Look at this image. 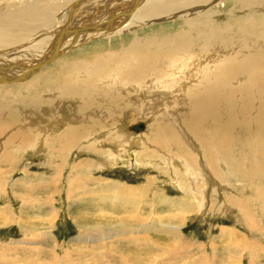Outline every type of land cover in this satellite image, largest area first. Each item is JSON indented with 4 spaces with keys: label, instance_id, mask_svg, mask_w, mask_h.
<instances>
[{
    "label": "bare ground",
    "instance_id": "obj_1",
    "mask_svg": "<svg viewBox=\"0 0 264 264\" xmlns=\"http://www.w3.org/2000/svg\"><path fill=\"white\" fill-rule=\"evenodd\" d=\"M256 144L264 147V0H0V188L46 190L51 213L39 218L48 226L32 222L43 241L63 183L66 202L98 211L78 214L77 253L106 240L115 260L149 264L166 251L151 232L184 242L182 220L211 213L218 190L244 186L234 159ZM134 150L136 166L157 165L181 196L155 190L150 172L145 184L94 175L89 154L104 159L102 171ZM32 157L49 172L27 170ZM18 168L27 176L12 181Z\"/></svg>",
    "mask_w": 264,
    "mask_h": 264
},
{
    "label": "rangeland",
    "instance_id": "obj_2",
    "mask_svg": "<svg viewBox=\"0 0 264 264\" xmlns=\"http://www.w3.org/2000/svg\"><path fill=\"white\" fill-rule=\"evenodd\" d=\"M254 147L257 149V151ZM247 148L249 149V147ZM253 148L254 150H249L248 152H238L237 150V157L235 156V163H233V166L237 169L236 171V169L233 168V171H235L233 173H238L239 175L235 178L239 180H241L239 177L244 178V186H236L233 188L230 187L232 190H230L229 188L224 190H218L219 197L215 199L210 198L211 203L209 202V207H211V205L213 204L211 207L212 211H209L211 213L207 215L203 213V215H201L199 218L192 217L191 219L188 217L190 216L189 214H185V217H188V219H184L181 222L182 224H184L182 225L184 242L178 244L177 242H175V240L172 239L170 235L161 232L159 229H156L155 231L151 232L153 239L155 241H161V249L165 247L164 250L166 251L165 254H160L158 252L154 253V255L156 254L155 258L157 257V259L155 261H152L153 263L150 262L149 264H264V163L261 162H264V154L262 153L264 151V147L261 146V144H259L258 146L256 144L255 146H253ZM134 149L138 151V148ZM136 150L132 152V157L126 156L124 157V159L118 161L116 164L114 163L110 167L103 168L102 171H99L98 167L101 165L104 159H102V157L100 159V157L93 156L88 153L90 156L89 158H91L93 162L96 160L94 162L96 168L94 175H102L107 178L118 180L120 182L128 184H145V182H147L145 179L146 174L150 172L152 175H154V177H156L154 183L155 190L159 189L158 191H160L161 188H164L163 192L165 191L164 193L168 196L170 195V197L181 196L182 192L179 190L178 186H176V184H169L168 181L166 182L165 178L167 175H165L164 172H158L159 170L157 168V165L154 168H151L150 171L149 169H146L147 167L145 168L139 165L136 166ZM252 152H254L255 154H252ZM242 157L244 159H242ZM240 158L242 162H240ZM248 158L250 159L248 160ZM253 158L255 159L253 160ZM245 159H247V165L245 163L246 161H244ZM238 160L239 162L237 163ZM31 161L32 163L29 162V165H24L28 166L27 170H29L30 172L44 171L43 168H45V166L41 167L37 164L40 162L39 164L42 165L41 160L32 157ZM248 161L251 162L252 166ZM240 163L241 165H238ZM254 164L258 170L254 169L256 168ZM256 164H258L259 166ZM244 165L249 166L246 167L248 172L245 170ZM19 166L23 167L21 163ZM159 167L162 166H160L159 164ZM19 168L18 172L16 171L15 173H13L11 177L12 181L15 180L17 177L26 178L27 175L22 174ZM45 170L46 171L44 172H49L47 171V168H45ZM250 172H252V174ZM241 175H244V177ZM246 175L249 177L247 178ZM3 182H0V185L2 187ZM15 185L16 184H14L13 186ZM35 185L36 184L25 186V189H27L26 191L22 187L19 188V186L16 188H13V186L12 188H10L9 186L7 187V189H4L6 190V193L4 190H2V188H0V264H54V261L55 264H129L115 260L114 257L108 253V250L110 248H108V241L106 242V240L101 241V243H103L106 247H100L99 252H91L90 250H88V246H84L86 251H84V253L83 251H81V254L77 253V250H83L80 244L84 245L78 241H71V238L76 236V234L81 236V233L76 230L77 223L82 224V221L78 219V214H83L84 212H87L89 214H98V211L93 207V201H88L86 203L83 199L80 200V198L76 197L77 199H72V202H66L63 197L64 193L61 192V194L59 195V189L65 187V184L63 183H60V185L58 183L59 189L53 190L56 191L54 196V203H56V214L51 217L52 222H50V224L52 225V228H48L49 232H46V230L45 232L43 231V234L46 233L44 235H47L46 237H48L47 240H45V238L43 241L42 237H38L37 235H35L37 231L33 229L32 222L35 224V227H40L38 231H41L44 229V227L48 226V223H44V221H42V218H39V216L44 217L47 214L49 215V212L51 213L49 205L44 204L42 201L44 200L43 191L46 190L38 187L39 184L36 186ZM246 185L248 186L246 187ZM11 189L26 196L27 204L24 207L21 205V202L14 199L13 196L11 198ZM35 198L38 200H36ZM220 200L223 202L224 206L227 209H223V204L220 206ZM190 202L191 204H193V208L191 207V210H196V204L192 200ZM83 203L84 205L81 206V204ZM65 204H67V207ZM32 205L34 207H32ZM109 205L110 204H106V206H104L105 208L101 207L102 210L100 212H103L102 214L109 215V213H111L110 211H112V209L109 208ZM170 206L171 205L163 206V211H165L166 214L168 213V211L173 209V207L171 206L170 208ZM9 210L14 215L12 216V218L10 216ZM34 215H37L38 218H36V216ZM9 219H11L12 221L8 222ZM91 221L93 222L95 221V219H92ZM102 221L104 220L97 221L93 227H96L98 223H102V225H104V222ZM92 222L90 223L92 224ZM89 228L92 229V227H87L88 230H90ZM228 231L231 232L229 233ZM91 232V234L95 233V229ZM49 237H52L53 239L56 238V241L53 242L51 240L50 242ZM20 239L24 240L27 244L21 243ZM120 243L123 247L127 246V243L125 242ZM70 246H72V248ZM176 253L179 254L176 255ZM53 256H55V258ZM57 261L58 263H56Z\"/></svg>",
    "mask_w": 264,
    "mask_h": 264
}]
</instances>
